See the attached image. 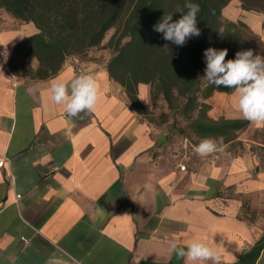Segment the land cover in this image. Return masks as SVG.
<instances>
[{"label": "crops", "instance_id": "crops-1", "mask_svg": "<svg viewBox=\"0 0 264 264\" xmlns=\"http://www.w3.org/2000/svg\"><path fill=\"white\" fill-rule=\"evenodd\" d=\"M222 17L264 41V13L230 0ZM35 32L0 19V264H184L170 242L194 237L231 264L264 237V140L248 134L264 126L249 123L224 154L199 157L198 144L171 143L166 123L152 118L148 84H138L140 110L130 103L98 47L36 76V57L13 56ZM81 74L96 78L100 99L94 112L70 117L48 89ZM207 101L208 118H242L233 92ZM254 264H264V249Z\"/></svg>", "mask_w": 264, "mask_h": 264}, {"label": "trees", "instance_id": "trees-1", "mask_svg": "<svg viewBox=\"0 0 264 264\" xmlns=\"http://www.w3.org/2000/svg\"><path fill=\"white\" fill-rule=\"evenodd\" d=\"M229 1L191 0L200 5L197 26L201 35L189 38L183 46L164 40L153 25L168 14L178 20L181 13L177 9L184 7L185 0H0V9L14 20L36 27L37 32L15 45L13 56L36 57L39 67L35 74L40 78L57 74L67 58H81L102 45L113 28L108 41L112 54L106 67L110 77L124 87L130 103L140 110L138 84H148L171 113L169 137L179 130L187 132L184 138H223L226 144L250 122L208 118L211 105L207 100L214 93L233 90L201 79L206 68L204 51L226 48V59L248 49L264 56V41L249 25L222 17ZM239 1L246 11L264 13V0ZM262 249L264 237L231 264H254Z\"/></svg>", "mask_w": 264, "mask_h": 264}, {"label": "clouds", "instance_id": "clouds-1", "mask_svg": "<svg viewBox=\"0 0 264 264\" xmlns=\"http://www.w3.org/2000/svg\"><path fill=\"white\" fill-rule=\"evenodd\" d=\"M177 12L181 13L178 20H173L172 14L164 15L153 25V30L161 33L164 40L183 46L189 38L201 35L197 26L200 5L185 0L184 7L178 8ZM219 31L224 30L221 28ZM227 56L226 48L206 49L205 75L201 79L217 88L223 86L232 89L234 109L250 123L264 126V56L254 54L252 49L236 52L234 59H226ZM48 91L52 103L63 105L70 117L94 112L100 99V87L90 74H81L70 82L53 80ZM226 148L223 138L206 137L194 147V152L203 158L216 153L224 154ZM170 244L184 264H205L207 261L221 264L220 254L200 237H194L184 247L178 246L175 241Z\"/></svg>", "mask_w": 264, "mask_h": 264}, {"label": "rangeland", "instance_id": "rangeland-1", "mask_svg": "<svg viewBox=\"0 0 264 264\" xmlns=\"http://www.w3.org/2000/svg\"><path fill=\"white\" fill-rule=\"evenodd\" d=\"M6 16H8V14H6L2 9H0V19L4 18ZM17 24H23V23L20 21H17ZM113 32H114V29L113 28L110 29L107 32V34H106V36L102 42L103 44L97 48V51L100 52L101 56H104V55L111 56L112 53H111V49L108 47V41H109V38ZM150 91H151V89H150ZM152 97H153V105H155L157 108L156 112L153 113L154 115H152V118L157 119L159 122H165L166 126H167V132H168V126L173 120L171 113L168 111L167 108H166V111H164L165 105H164V101H163L161 96L152 94ZM185 134H187V132L184 131L182 133L179 130H176L172 136H170V137L168 136L169 141L171 143L176 142V141H180L181 139L184 138L183 136H185ZM248 134H249L250 139L257 140V141L264 140V129H262V130H250V131H248ZM189 140L192 142H200L201 141L200 139L194 137L193 135L189 136ZM250 144H251L250 148H252V149L261 148L259 145L255 144V143H250Z\"/></svg>", "mask_w": 264, "mask_h": 264}, {"label": "built area", "instance_id": "built-area-1", "mask_svg": "<svg viewBox=\"0 0 264 264\" xmlns=\"http://www.w3.org/2000/svg\"><path fill=\"white\" fill-rule=\"evenodd\" d=\"M3 163H4V160L0 161V166H2ZM178 168H179L180 170H185V169H186V165H185V163H184V162H183V163H180V164L178 165ZM23 240L26 241L25 238H23Z\"/></svg>", "mask_w": 264, "mask_h": 264}]
</instances>
